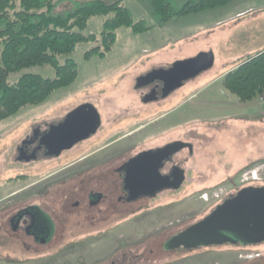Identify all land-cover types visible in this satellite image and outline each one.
<instances>
[{"label": "rangeland", "instance_id": "374dc122", "mask_svg": "<svg viewBox=\"0 0 264 264\" xmlns=\"http://www.w3.org/2000/svg\"><path fill=\"white\" fill-rule=\"evenodd\" d=\"M87 1L61 0L54 12L66 13ZM121 1L134 21L146 22L148 31L134 34L128 26L118 27L111 48L102 55L87 58L84 53L101 42L78 43L69 54L58 58L59 63L66 59L76 62L74 81L53 91L41 104L22 107L0 121V264H264V242L196 250L162 248L169 236L201 219L220 203L224 194L233 189V181L240 187L251 182L243 180L244 172L251 170L252 162L264 161V108L258 96L239 108L219 111L215 106L209 115L192 114L190 123L182 122L181 118L177 121L186 129L209 126L208 137L195 144L194 157L187 165L189 182L204 183L199 191L163 192L131 204L116 205L111 201L114 195L105 185L107 177L86 178V168L93 157H104L124 146L130 151L129 145L136 147L129 144L134 142V134L127 136L126 141L120 136L163 113L150 109L153 102L142 104L146 106L143 111L134 106L138 102L131 88L134 78L205 52L215 53L210 68L183 82L161 103L167 112L163 119L176 130L178 124L170 121L188 110L190 103L183 102L192 91L208 84L207 92L221 87V74L225 70L264 51V0H233L225 6L174 17L166 23L160 22L148 0ZM168 1L176 11L188 0ZM107 17H90L82 33L99 37ZM23 73L55 76L54 68L43 64L10 73L9 80ZM199 99L200 96H195L193 101ZM230 99L236 101L231 93L216 95V100ZM81 102L92 103L104 116L97 135L65 150L56 161L25 163L18 159V146L31 127L42 121L61 120ZM220 116H224V121H218ZM218 131L227 134L220 138ZM106 143H109L106 150L94 152ZM220 144L226 149L221 150ZM91 152L95 154L89 155ZM70 173L73 178L71 175L67 179ZM258 174L260 182H264V166ZM64 187L66 192L73 189V202L79 201L78 206L69 205L71 196L62 193ZM90 188H100L109 201L87 208L84 193ZM30 204L47 205L56 218L57 233L47 244H38L27 235H13L7 230L10 215Z\"/></svg>", "mask_w": 264, "mask_h": 264}, {"label": "trees", "instance_id": "16d2710c", "mask_svg": "<svg viewBox=\"0 0 264 264\" xmlns=\"http://www.w3.org/2000/svg\"><path fill=\"white\" fill-rule=\"evenodd\" d=\"M58 1L61 0H0V121L22 107L41 104L53 91L73 82L77 76L76 62L66 59L59 63L58 58L69 54L78 43L101 42L84 53L87 58L108 51L116 40L118 27L128 26L134 34L150 29L145 21L131 18L121 0H89L72 11L55 13ZM148 1L160 22L166 23L174 17L212 10L233 0H188L176 11L168 0ZM96 15L108 16L99 37L82 33L90 17ZM43 64L54 68V77L23 73L9 80L10 73ZM223 86L240 102L250 101L263 92L264 51L226 73Z\"/></svg>", "mask_w": 264, "mask_h": 264}, {"label": "flooded vegetation", "instance_id": "af4514ba", "mask_svg": "<svg viewBox=\"0 0 264 264\" xmlns=\"http://www.w3.org/2000/svg\"><path fill=\"white\" fill-rule=\"evenodd\" d=\"M146 74L135 77L131 84V88L138 97V102L135 101L134 106H136L139 110L143 111L144 107L146 106H143L142 104H144L145 102H153L152 106H156L154 107V110H156L157 112L163 111V113H160L157 117L153 119L147 120L143 123H139L131 131H128L127 133L120 136L123 138V141H126L127 136L134 134L132 137L134 142H129V144L134 143L136 147L133 148L129 145L131 150L127 151L128 146H124L120 151L108 153L104 157H93L91 159L90 165L88 166V168H86L87 179H93L94 177L97 178L100 176L107 177V179L104 178L105 185L107 186L108 191H111L110 193L114 195L112 196L111 201L116 205L131 204L137 201L150 198V196H139L135 200L128 201L129 187H127L125 184V177L127 174L125 170V164L131 158L142 152H156L158 149L176 141L180 142L181 144H191L192 149H190L189 146H181V144H179V146L181 147L178 150H176L173 154L164 158V160L160 162L158 171L162 176L169 177L167 182H173L175 180V172H182L184 179L178 186V188H174L172 186L164 187L160 191H157V193L153 197H156L157 195L163 192L177 193L184 191H199L204 187V183L202 184L197 181L191 183L189 182L188 178L190 174L189 168H187L188 162L191 160V158L194 157L196 142H203V139L196 141L195 139L200 138V134H198L197 132L191 131V133L188 128L186 129V127H183L179 124L177 125L176 130H174V127L170 126V123L166 122L165 119H159L166 114V111L164 110V104L161 103L164 102L166 97H168L171 92L164 96L166 90L164 88V84L163 82L157 79L143 83V81L146 80L142 79V77H144ZM139 83L141 85L138 86ZM90 106H92L96 111L95 114L93 112H90ZM106 107L108 108V105H106ZM71 111H73V122L71 124L64 123L67 114ZM71 111H69L66 116H64L61 120L42 121L31 127L30 131L25 135V137L22 139L21 143L18 146V155L21 150L25 157H29V159H23L21 161L25 163L39 161V163H43L59 160L65 150L75 148L82 142L89 140L93 136L97 135L103 127L104 116H102V112L98 111V109L92 103L81 102L75 107H73V110ZM94 115L95 117L97 116V124L95 130L93 128ZM114 120L115 119H113L111 123H113ZM106 121L108 122V118H106ZM164 123H166V125H164ZM57 129H62V131ZM92 129L94 130L93 132ZM56 131L60 132L55 133ZM71 137H73L72 146L70 148L60 150V147L63 145V141L68 140ZM129 140L131 141L130 138ZM108 144L109 143H106L103 146L96 148L94 152H97L98 150H106L105 148L108 147ZM90 154L95 153L91 152L89 153V155ZM263 166L264 161L262 162L258 160L255 163H251L249 169L252 170V174L255 178L247 185L264 186V182H260L262 178L259 176L260 174H258L259 169ZM138 169L140 172V175L138 176V182H148L149 179L146 176L150 173V170L152 169L151 165L149 163L143 162L138 166ZM143 169H145V171H143ZM253 171L256 173H254ZM71 172H73V170ZM143 172L145 173L142 174ZM68 175L69 176H67V179L70 178L72 174L70 173ZM135 179H137V177H135ZM229 180L232 182L231 179ZM110 181L112 182L111 184ZM231 186L233 187V189L231 191H227L226 194H224L223 199L232 196L240 188L243 187L238 186L235 181L231 183ZM61 191L62 193L64 191L66 192V187H64V189ZM62 193L61 195H63ZM66 194H69V196H71L69 205L72 208L73 206H78L79 201L75 199L74 202L76 203L73 202V189L66 192ZM84 194V200L85 204L87 205V208H93L95 206L101 205L106 200L109 201L108 195H105L100 188H90V190H87ZM51 212L50 208L47 205L45 207L31 204L27 206H22L10 215L6 223L7 230H10L13 235H27L38 244H47L51 241L53 235H56L57 233V223L55 220L56 218L54 217V215L51 214ZM113 213L115 212H113L112 210V214ZM237 246L240 245H234V247ZM181 249L182 248L176 250ZM113 264L115 263L113 262Z\"/></svg>", "mask_w": 264, "mask_h": 264}, {"label": "water", "instance_id": "95a60500", "mask_svg": "<svg viewBox=\"0 0 264 264\" xmlns=\"http://www.w3.org/2000/svg\"><path fill=\"white\" fill-rule=\"evenodd\" d=\"M213 61L212 52H205L198 57L177 61L169 68L152 70L142 77L146 80L143 83L156 79L160 80L166 89L165 96L181 87L186 80L210 68ZM139 85L141 84L139 83ZM89 110L94 114L96 113L92 106ZM72 122L73 111L67 114L64 123L71 124ZM96 124L97 116L94 115V130ZM94 130L92 129V132ZM72 144L73 137L64 140L60 150L70 148ZM179 144L181 143L176 141L158 149L156 152H142L125 164L127 172L125 184L129 187L128 201L135 200L139 196L153 197L157 191L167 186L178 188L184 179L182 172H175V180L167 182L169 177L162 176L158 168L164 158L173 154L182 145L189 146L192 149L191 144H181V146ZM18 159H29V157H25L20 150ZM143 162L149 163L152 168L146 176L149 179L148 182H138V176L140 175L138 166ZM261 242H264V186H245L218 203L204 217L166 239L163 243V249L167 251L180 248L191 250L223 244L248 246L257 245Z\"/></svg>", "mask_w": 264, "mask_h": 264}, {"label": "crops", "instance_id": "0c3cea01", "mask_svg": "<svg viewBox=\"0 0 264 264\" xmlns=\"http://www.w3.org/2000/svg\"><path fill=\"white\" fill-rule=\"evenodd\" d=\"M213 54H214V58H215V53H213ZM238 65L239 64H235L234 66H231L230 68L225 70L221 74V76L224 77V75L226 73H228L230 70L234 69ZM207 87H209V84L206 85V86H203L201 88L195 89L194 91L191 92L192 94L184 102L182 101L183 104L190 103V106H189L188 110H184L174 120H171L170 121L171 124H174V123H176V125L179 124L177 121H179L180 118H181L182 122L184 121V122H189L190 123V119H191V115L192 114H194L195 112H203V114L209 115V113L211 112V110L215 106L218 108L219 111H223V110L227 111L229 109H234L235 107L239 108V106L242 105V104H246V102H240L235 96H234V98H236V101H231V99L230 100H224V101L216 100L217 93L226 94V92H227V94H230L229 91L223 86V83H222L221 87H213V89L208 91V92L205 91V88H207ZM200 94H202V95H200ZM195 96H200V99L196 100V101H193V98ZM182 102L177 104L175 107L171 108V111H174V109L176 107H179L182 104ZM164 108H165V104H164ZM150 109L154 110L155 108H153V106H152ZM206 109H207V112H206ZM167 111H169V110H167ZM166 117H167V115H166ZM163 118H165V116L161 117L160 119H163ZM217 119H218V121H224V116L217 117ZM208 128H209V126L208 127H204L202 129H196V128L195 129H190L188 127V130L190 132H191V130L195 131L198 134H200L201 136H203V137H200L199 139H195L196 141H198L200 139H205L206 136L208 137V133L206 135V132H208ZM218 133L220 134L219 135L220 138L222 136L223 137L226 136V134H227L225 131H223V132L222 131H218ZM209 147H210V145L208 146V148ZM220 147H221V150H225L226 149V146H224V145L220 144ZM205 161H207V158L205 159Z\"/></svg>", "mask_w": 264, "mask_h": 264}, {"label": "built area", "instance_id": "2783aa9c", "mask_svg": "<svg viewBox=\"0 0 264 264\" xmlns=\"http://www.w3.org/2000/svg\"><path fill=\"white\" fill-rule=\"evenodd\" d=\"M260 104L264 107V91L258 96ZM243 180L248 181L255 178L250 170L244 172Z\"/></svg>", "mask_w": 264, "mask_h": 264}]
</instances>
